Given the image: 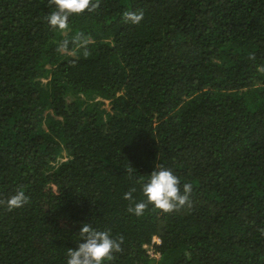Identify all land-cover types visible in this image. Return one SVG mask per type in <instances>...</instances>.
<instances>
[{
  "label": "trees",
  "instance_id": "trees-1",
  "mask_svg": "<svg viewBox=\"0 0 264 264\" xmlns=\"http://www.w3.org/2000/svg\"><path fill=\"white\" fill-rule=\"evenodd\" d=\"M52 10L0 0V200L30 198L0 205V264H66L84 223L124 237L105 264H264V0ZM156 164L191 206L136 216Z\"/></svg>",
  "mask_w": 264,
  "mask_h": 264
},
{
  "label": "clouds",
  "instance_id": "clouds-1",
  "mask_svg": "<svg viewBox=\"0 0 264 264\" xmlns=\"http://www.w3.org/2000/svg\"><path fill=\"white\" fill-rule=\"evenodd\" d=\"M48 6L53 10L45 17L48 24L53 29L61 31L68 28V22L72 16H81L85 12L93 13L100 8V0H48ZM144 11H125L123 20L133 25H139L144 19ZM82 33L77 34L75 41H80ZM68 41H64L58 47V51H63L67 47ZM254 60L255 56L249 57ZM131 174L132 168L127 169ZM193 186L190 183L183 184L181 191V181L172 170L165 168L162 164H156L155 170L150 174V180L143 184L142 192L146 201H133L132 193L135 188L124 194V199L130 203L128 211L136 216H142L152 205L154 209L164 213L178 212L185 206H191V194ZM30 202L29 196L21 188L10 196L7 200H0V205H6L8 211L22 208ZM78 246L69 248L66 256V264H105L116 259V254L123 251L122 235L113 236L110 230H97L90 223H84L79 232Z\"/></svg>",
  "mask_w": 264,
  "mask_h": 264
},
{
  "label": "built area",
  "instance_id": "built-area-1",
  "mask_svg": "<svg viewBox=\"0 0 264 264\" xmlns=\"http://www.w3.org/2000/svg\"><path fill=\"white\" fill-rule=\"evenodd\" d=\"M154 240L157 241V242H160V241H161V240H160V237L157 236V235L154 236ZM152 254H153V253H152ZM154 254H155V253H154ZM155 255H156V256H159V253L157 252Z\"/></svg>",
  "mask_w": 264,
  "mask_h": 264
},
{
  "label": "rangeland",
  "instance_id": "rangeland-1",
  "mask_svg": "<svg viewBox=\"0 0 264 264\" xmlns=\"http://www.w3.org/2000/svg\"><path fill=\"white\" fill-rule=\"evenodd\" d=\"M149 251H150L151 253H153V254H154V253H155V254L157 253V252L154 250L153 245L149 247Z\"/></svg>",
  "mask_w": 264,
  "mask_h": 264
}]
</instances>
